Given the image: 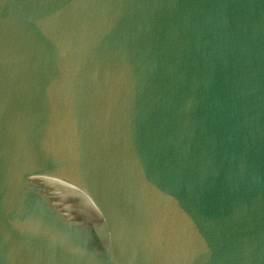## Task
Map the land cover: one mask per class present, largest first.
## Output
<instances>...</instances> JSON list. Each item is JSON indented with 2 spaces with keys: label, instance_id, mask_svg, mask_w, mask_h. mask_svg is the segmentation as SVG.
Segmentation results:
<instances>
[{
  "label": "water",
  "instance_id": "obj_1",
  "mask_svg": "<svg viewBox=\"0 0 264 264\" xmlns=\"http://www.w3.org/2000/svg\"><path fill=\"white\" fill-rule=\"evenodd\" d=\"M0 264H264V0H0Z\"/></svg>",
  "mask_w": 264,
  "mask_h": 264
}]
</instances>
